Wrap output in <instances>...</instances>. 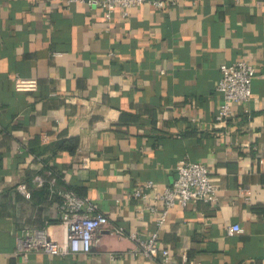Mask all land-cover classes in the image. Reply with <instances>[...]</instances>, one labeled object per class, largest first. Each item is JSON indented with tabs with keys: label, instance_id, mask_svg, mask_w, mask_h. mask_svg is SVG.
Instances as JSON below:
<instances>
[{
	"label": "crops",
	"instance_id": "obj_1",
	"mask_svg": "<svg viewBox=\"0 0 264 264\" xmlns=\"http://www.w3.org/2000/svg\"><path fill=\"white\" fill-rule=\"evenodd\" d=\"M163 1L108 20L87 4L0 0V264H161L130 238L153 232L170 264H264V0ZM241 59L256 67L252 98L217 124L220 66ZM17 77L37 89L17 91ZM74 138V153L60 149ZM183 158L208 167L217 201L176 206L159 225L161 203L128 196L149 180L163 191ZM61 188L110 227L89 254L26 261L28 228L66 240ZM234 225L244 232L228 235Z\"/></svg>",
	"mask_w": 264,
	"mask_h": 264
},
{
	"label": "built area",
	"instance_id": "obj_2",
	"mask_svg": "<svg viewBox=\"0 0 264 264\" xmlns=\"http://www.w3.org/2000/svg\"><path fill=\"white\" fill-rule=\"evenodd\" d=\"M65 5L87 4L99 7L106 13L110 20L117 8L124 10V15H129V10L146 3L156 8H164L163 0H52ZM174 4V3H172ZM221 79L217 85V92L222 97L215 115L217 124H223L230 120L232 104L247 103L252 98V86L256 77V67L246 60L241 59L231 64L220 66ZM15 88L19 92H33L37 89V82L17 77ZM39 185H43L39 180ZM60 198L58 207L59 222L67 226L68 232L64 242L59 241L49 234L47 228H28L17 237L16 253L24 260H28L33 251L41 252L48 256L63 257L68 255L89 254L92 251L97 232L105 226L110 227L106 215L98 208V205L87 197L78 195L74 190L61 188L55 190ZM218 185L211 178L208 167L199 162L183 158L176 168L174 182L163 191H158L155 181L149 180L142 186L134 189L128 196L130 200L148 201L147 209L156 211L155 204H162V212L159 225L166 221L168 212L176 207H187L193 202L214 204L217 201ZM48 224V223H47ZM123 230L118 228L115 233L121 234ZM239 225L227 229L228 235L243 233ZM159 232H153L145 239L137 234H131L130 238L137 243L140 252L151 259L160 258L161 264H170V251L159 246Z\"/></svg>",
	"mask_w": 264,
	"mask_h": 264
},
{
	"label": "trees",
	"instance_id": "obj_3",
	"mask_svg": "<svg viewBox=\"0 0 264 264\" xmlns=\"http://www.w3.org/2000/svg\"><path fill=\"white\" fill-rule=\"evenodd\" d=\"M78 145H79V140L78 139H76V138L68 139V140H65L62 143V145L60 146V149L61 150H68L69 152L74 153L76 151V149L78 148ZM52 175H53V173H52ZM47 187H49L48 183L45 184L44 188H47Z\"/></svg>",
	"mask_w": 264,
	"mask_h": 264
}]
</instances>
